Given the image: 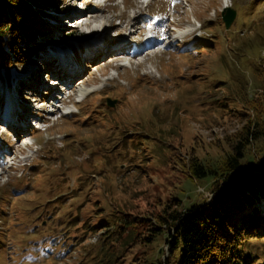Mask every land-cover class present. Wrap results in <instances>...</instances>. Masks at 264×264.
<instances>
[{"label": "rangeland", "instance_id": "obj_1", "mask_svg": "<svg viewBox=\"0 0 264 264\" xmlns=\"http://www.w3.org/2000/svg\"><path fill=\"white\" fill-rule=\"evenodd\" d=\"M224 3L52 0L47 35L37 37L42 46L12 60L7 74L0 70V113L9 95L16 119L0 120V264L167 260V232L148 243L146 223L167 203L187 212L209 199L211 178H192L183 165L193 156L214 164L244 124L239 97L264 94V0H227L235 11L228 28ZM85 13L96 20H75ZM172 20L193 30L185 45L169 37ZM148 30L157 45L131 63L113 56L117 50L91 58L103 40H137ZM57 52L77 58L74 80L58 72ZM141 58L148 60L139 67ZM51 78L72 94L51 88ZM82 83L92 90L76 102ZM64 105L69 114L61 113ZM255 146L248 151L253 172L264 165ZM247 245L251 263L264 264V239Z\"/></svg>", "mask_w": 264, "mask_h": 264}, {"label": "trees", "instance_id": "obj_2", "mask_svg": "<svg viewBox=\"0 0 264 264\" xmlns=\"http://www.w3.org/2000/svg\"><path fill=\"white\" fill-rule=\"evenodd\" d=\"M51 3L0 0V70L5 74L12 60L19 61L23 53L28 56L32 48L42 46L37 37L47 35ZM263 96L239 97L238 117L244 124L229 138L230 149L214 164L193 156L183 165L192 178H211L209 199L187 212L170 209L167 203L146 223L148 243L167 232L168 258L163 264H252L255 254L247 244L253 237L264 239V212L259 207L264 201V165L255 172L248 170L249 162L255 160L248 151L256 145L264 160ZM135 221L123 220L130 225Z\"/></svg>", "mask_w": 264, "mask_h": 264}, {"label": "bare ground", "instance_id": "obj_3", "mask_svg": "<svg viewBox=\"0 0 264 264\" xmlns=\"http://www.w3.org/2000/svg\"><path fill=\"white\" fill-rule=\"evenodd\" d=\"M225 6H231V4L225 3L224 7ZM86 15H89V14L85 13L81 16L76 17L75 20L78 21L80 24H87V23H91L92 21L96 20V18H93V16H91L92 17L91 18V17H85ZM138 16H141V11L139 12V14H136L134 16V19L137 18ZM85 18H87V19H85ZM83 19H85V20H83ZM141 23H142V21H141ZM85 27H87V26H85ZM99 28H101L100 23L97 25V29H99ZM150 35L151 34L145 35V37H141L139 40H137L135 42H131V40L126 41L124 39H121L120 37L115 38L113 40H103L102 46L100 45L98 48H95V49L91 48V51H90V54L92 56L91 58L93 60H97V59H99L100 56L105 55V54H110V52L117 50L118 54H115L113 56H116L119 54L129 56V63H131L132 61H134V59L136 57H139L141 55L138 52L140 50H142L144 47H146L145 50H148V49L154 48L157 45V42L154 40L149 42ZM87 46L90 47L91 44H88ZM145 50L143 52L141 51L142 54L145 52ZM146 52L143 54V56L146 55ZM119 56H121V55H119ZM144 58H141L139 60L140 62L136 61L135 63L137 65H139V67L142 66V64H144L148 60V59H144ZM76 59L77 58L73 57L71 54L64 53V52L63 53L57 52L56 54L53 55V60L56 63L55 67H57L58 72H61L63 78H65L66 76H69V78H68L69 80H74L76 77L77 71L75 70V67L73 66L75 64ZM88 63H89V61L85 60L83 62V66H88ZM121 65L124 66L125 64L121 63ZM72 66L74 68H72ZM55 79L56 78H51L50 81L55 83ZM47 84H49V82H47ZM75 87H76V89H75V95L76 96L77 95L78 96H81V95L84 96L85 95L81 100H83L86 97V95L92 90L90 88V86L86 87L85 85H83V83L81 85H79L78 88H77V86H75ZM51 94L54 97L60 96L56 92H54V94H53V92H51ZM6 103L7 104L4 107L6 112L0 113V120H3L5 122H15L16 119H15L14 114L12 113V109H13L12 107H14V106L11 105L12 101H11V97L9 95H7V102ZM50 109H52L51 105H49L48 110H50ZM65 109H68V108H65ZM18 127H19V129H21L24 127V125L21 124Z\"/></svg>", "mask_w": 264, "mask_h": 264}, {"label": "water", "instance_id": "obj_4", "mask_svg": "<svg viewBox=\"0 0 264 264\" xmlns=\"http://www.w3.org/2000/svg\"><path fill=\"white\" fill-rule=\"evenodd\" d=\"M235 16V11L230 6H225L221 10V19L223 20L225 28H228V26L231 24ZM110 105L112 104L111 101L108 102Z\"/></svg>", "mask_w": 264, "mask_h": 264}, {"label": "snow or ice", "instance_id": "obj_5", "mask_svg": "<svg viewBox=\"0 0 264 264\" xmlns=\"http://www.w3.org/2000/svg\"><path fill=\"white\" fill-rule=\"evenodd\" d=\"M225 3H227V0H225Z\"/></svg>", "mask_w": 264, "mask_h": 264}]
</instances>
